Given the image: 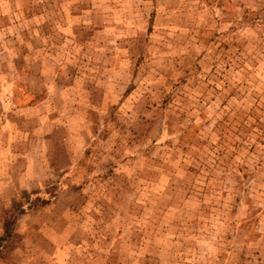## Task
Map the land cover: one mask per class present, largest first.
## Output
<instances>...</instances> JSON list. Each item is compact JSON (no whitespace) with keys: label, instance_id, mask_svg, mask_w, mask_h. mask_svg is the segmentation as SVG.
I'll return each mask as SVG.
<instances>
[{"label":"rangeland","instance_id":"obj_1","mask_svg":"<svg viewBox=\"0 0 264 264\" xmlns=\"http://www.w3.org/2000/svg\"><path fill=\"white\" fill-rule=\"evenodd\" d=\"M0 264H264V0H0Z\"/></svg>","mask_w":264,"mask_h":264}]
</instances>
